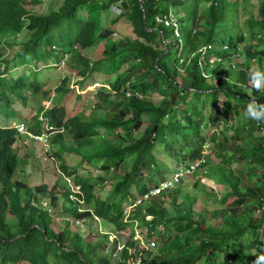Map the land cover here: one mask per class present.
<instances>
[{
	"label": "trees",
	"instance_id": "16d2710c",
	"mask_svg": "<svg viewBox=\"0 0 264 264\" xmlns=\"http://www.w3.org/2000/svg\"><path fill=\"white\" fill-rule=\"evenodd\" d=\"M45 1L52 2L0 0V264H254L264 254V120L245 109L264 105V87L250 79L264 72V0H56L38 12ZM113 7L119 12L103 23ZM119 23L130 36L115 39ZM102 43V57H88ZM52 64L83 80L109 79L93 114L69 117L65 106H40L25 124L13 105L52 99L40 79ZM21 67L30 72L13 78ZM68 82L55 96L70 90ZM17 122L28 125L25 132ZM19 142L29 148L26 158ZM38 143L55 148L48 158L74 154L97 171L79 175L62 164V193L30 187L26 167ZM208 146L216 156L209 168ZM161 154L176 161V172L205 160L199 169L226 193H211L196 210L200 197L180 186L186 174L162 190L170 173ZM101 184L110 187L106 199ZM210 203L220 207L209 210ZM55 215L67 222L60 232L52 228ZM97 219L132 238L138 222L150 247L131 239L106 254L104 236L84 237Z\"/></svg>",
	"mask_w": 264,
	"mask_h": 264
},
{
	"label": "rangeland",
	"instance_id": "374dc122",
	"mask_svg": "<svg viewBox=\"0 0 264 264\" xmlns=\"http://www.w3.org/2000/svg\"><path fill=\"white\" fill-rule=\"evenodd\" d=\"M56 0L47 1L44 2L41 6H38L37 10L38 12L50 10L51 8L57 7L59 4L55 2ZM117 11L115 7L111 9V11L103 16L102 22L105 23L112 15V12ZM111 13V14H110ZM117 35L115 39H121L125 38L127 36L131 35V30L129 27H127L124 23H119L117 26ZM103 53V43L100 44L98 47L92 48L87 52L88 57H90L93 60H96L98 58L102 57ZM49 64H51L49 62ZM41 66V65H40ZM46 74H42L40 79L42 80L41 85L42 90L44 89L45 83L50 84V88L47 89L49 92H51V97H54V95L57 94L56 88L61 84V82L67 78L69 79L68 85L70 90L64 94L61 97L60 103H58V106H65L67 109V114L69 117L74 116L77 113H85L86 115L93 114V110L95 109V105H97V91L102 88L101 84L102 83H107L109 78L100 76V75H94L91 76L89 79L83 80L81 78V75L78 76L76 72H74L72 69L65 68L64 65H58L54 66L52 64L51 68L45 69ZM13 78H19V76L23 73L27 74L30 72L29 68L26 67H21L18 70H14ZM7 77H11L10 74H7ZM33 80V76L30 77V81ZM264 87V83L261 84V88ZM32 91V89H31ZM63 93V92H62ZM30 96V95H29ZM152 99L155 102H158L161 98L159 95L155 94L152 96ZM29 105L28 107H24L21 105L19 102L15 103L13 105V110L19 114V117L21 118V121H23L25 124V120H30V124L32 125L34 123V118L36 116V113L40 106H44L45 109L49 110L53 108L55 105L52 103L46 101L42 96L38 97H29ZM108 111V106H105L103 108H100L98 110V113L102 116L105 114V112ZM16 126L20 125L18 122L15 123ZM28 125H25L26 128ZM20 131L25 132V128L23 126H19ZM22 142H19L17 144L19 148V157L20 158H26L29 153V148L26 146H23ZM210 146V145H209ZM207 147L205 154H206V167L209 168V164H211L213 161H215V155L214 152H212L210 147ZM48 151L53 152L55 151V148L53 146L49 145V150H48V145L44 143H38L36 144L34 154L37 157V159H32L31 164L26 167V175L27 181L30 184V187H40V186H46L48 188V193L55 191V192H63V181L65 180L64 175L62 176L63 172L61 169L62 164H65L67 167H72L74 171L77 172L79 175H86L89 171H97L96 168H94L91 165H88L87 163H83L81 161V158L79 156H76L74 154H66L65 155V160L64 161H59L57 158L51 157L48 158ZM55 154V153H54ZM161 156L162 163L165 164L168 167V172L170 173V180H173L174 175L176 174V167L177 165L175 164L176 161L168 158L166 155H159ZM54 160V161H53ZM235 167V165H234ZM99 171V170H98ZM206 168L203 167L202 169H197L193 171L192 173L188 174L189 176L188 180H184V182L180 185L183 188H185L186 191L192 192L195 195L199 196L200 199L197 202L195 208L196 210H200L204 206L205 200H210L212 201L213 197L211 196V193L218 194V196H221L222 194H225L227 189L224 187L220 186L217 184V180L215 179H209L207 178L205 174ZM100 172V171H99ZM96 172L95 174H97ZM72 180H75V176H71ZM202 180V182H201ZM112 181V180H111ZM200 181L204 185V190L202 191V185L199 188H195V182ZM105 184H101L99 188V192L101 193V198L106 199L107 195L105 194V191L110 190V187L106 189L104 188ZM107 186V185H106ZM135 191V189L133 190ZM49 194H46L47 196ZM45 200V198H44ZM115 201H119V197H116L114 199ZM138 206L141 205L137 201ZM217 208L220 207V204H212L210 203L208 205L209 210H213L215 206ZM127 211L129 212L132 207L129 206V203L125 204ZM142 207L144 205H141ZM189 203H186L184 207H188ZM59 212L62 210L59 209ZM151 218L148 217L146 220H150ZM70 222H74V220L71 218ZM67 223L65 220L60 219L58 215L54 216L53 220V227L57 231L60 232V230L64 229V225ZM77 224V223H76ZM138 222L137 224L135 223L134 227L132 229L135 230L136 235L132 238L130 235L129 231H124L122 233L118 232H113L114 229L111 227H105L104 223L97 219L95 221H92L90 225H87L84 229V237L87 238L88 236H91L90 239L92 240H101L103 237V240H105V251L106 254L108 251L111 250V248L114 246V244L118 243L119 248H122L127 241L129 240H138L140 241L139 245L141 248H149L152 241L149 240V236L147 235V230L145 227H138ZM75 225V224H73ZM78 227H81L82 224H77ZM77 226L74 228H78ZM162 229V227H161ZM113 232V233H112ZM112 233V235L108 236V234ZM107 237V238H105ZM131 240V241H132ZM118 257H115L114 259L116 260ZM28 264V263H24Z\"/></svg>",
	"mask_w": 264,
	"mask_h": 264
},
{
	"label": "clouds",
	"instance_id": "9594fccd",
	"mask_svg": "<svg viewBox=\"0 0 264 264\" xmlns=\"http://www.w3.org/2000/svg\"><path fill=\"white\" fill-rule=\"evenodd\" d=\"M7 74H9V72L5 74L6 77H7ZM250 79L254 83L255 87L259 89L261 87V84L264 83V72L253 71L250 73ZM54 97L61 99L62 93L59 96L54 95ZM54 97H52V99L48 102L53 104L52 100ZM53 105L58 106L57 104H53ZM245 113L249 118L253 120H264V105L256 104L255 102L249 103L246 106ZM20 126H23V128H25L24 130L27 129L25 125L23 124H20ZM254 264H264V254L257 256Z\"/></svg>",
	"mask_w": 264,
	"mask_h": 264
},
{
	"label": "built area",
	"instance_id": "2783aa9c",
	"mask_svg": "<svg viewBox=\"0 0 264 264\" xmlns=\"http://www.w3.org/2000/svg\"><path fill=\"white\" fill-rule=\"evenodd\" d=\"M204 163H205V160H200L199 162L193 164L191 166V168H189L187 170H181L180 172H176V174L173 177V180L172 181L170 180V182H167V183L163 184L161 189L162 190H164V189L167 190V189L171 188L174 184L180 183L182 181V179H183V176L185 174L188 175V174L192 173L193 171L199 169V167L202 166V164H204ZM159 192H160V190L158 189V190L154 191L153 194H158ZM146 198H147V196H146ZM135 264H141V262L138 261Z\"/></svg>",
	"mask_w": 264,
	"mask_h": 264
}]
</instances>
